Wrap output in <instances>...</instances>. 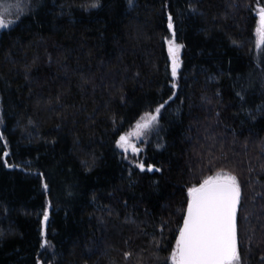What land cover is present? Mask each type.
<instances>
[{
	"label": "trees",
	"instance_id": "trees-1",
	"mask_svg": "<svg viewBox=\"0 0 264 264\" xmlns=\"http://www.w3.org/2000/svg\"><path fill=\"white\" fill-rule=\"evenodd\" d=\"M94 2L28 0L0 32V264H174L187 190L220 171L235 264H264V0Z\"/></svg>",
	"mask_w": 264,
	"mask_h": 264
},
{
	"label": "snow or ice",
	"instance_id": "snow-or-ice-1",
	"mask_svg": "<svg viewBox=\"0 0 264 264\" xmlns=\"http://www.w3.org/2000/svg\"><path fill=\"white\" fill-rule=\"evenodd\" d=\"M133 0H129L131 4ZM98 5L95 0L92 7ZM260 22L264 25V8L260 9ZM11 22L0 16V27H7ZM173 27L171 14L168 17V28ZM260 43L264 44V30L260 33ZM168 51L172 57V75L176 76L179 62L177 51L181 47L175 40H168ZM160 105L155 114L145 113L146 119L137 120L134 135L140 137L143 130L151 128L160 114ZM130 133H121L116 144L124 148L130 142ZM132 152H139L133 143ZM11 167V165H9ZM139 167L143 169L144 163ZM148 168L154 167L148 165ZM47 187V185H45ZM187 209L183 217V225L179 229L176 245L172 250L171 259L174 264H234L238 259L236 239V209L240 197V188L234 175L217 173L206 178L198 186L188 188ZM48 210L44 209L47 219ZM45 244L48 241H44ZM125 255H128L127 253Z\"/></svg>",
	"mask_w": 264,
	"mask_h": 264
},
{
	"label": "rangeland",
	"instance_id": "rangeland-1",
	"mask_svg": "<svg viewBox=\"0 0 264 264\" xmlns=\"http://www.w3.org/2000/svg\"><path fill=\"white\" fill-rule=\"evenodd\" d=\"M27 1L28 0H0V16H2L6 21H10L11 22L7 27L11 26L14 23L15 17H16L15 14L21 13V11L24 9V7L25 8L27 7V4H28ZM260 9H262V8H258V11H260ZM7 27H0V32H1L2 29L7 28ZM262 30H264V29H261V30L259 29L258 32H257V38H258L259 43H260V40H261L260 33H261ZM179 55H180V49H178V51H177V59L178 60H179V57H180ZM149 112L155 114V111L144 112L138 118V120H142V118L146 119L147 117H145L144 114L145 113H149ZM157 122H158V119H157L156 122L153 123L151 128L143 130L145 132V134L140 136V137H136L134 135V129H135V124H136V122H135V124L131 127V129L126 132V133L133 132V134L130 136V142H127L125 144L124 148H121V147L118 146L119 149L123 152V154L126 155V156H128L130 154H133V155L139 154V152L142 150L143 144L147 141V134L156 128ZM133 143L139 149V152H132L131 151V145ZM217 173H220L221 175L226 174V172H221V171L220 172H216V174ZM216 174H214L213 176H215ZM45 240L48 241L47 237H46V219H43L42 220V224H41V241H42V246L43 247H45L47 245V244L44 243ZM235 262L236 261H234V264H235ZM39 264H44V263L40 260Z\"/></svg>",
	"mask_w": 264,
	"mask_h": 264
},
{
	"label": "water",
	"instance_id": "water-1",
	"mask_svg": "<svg viewBox=\"0 0 264 264\" xmlns=\"http://www.w3.org/2000/svg\"><path fill=\"white\" fill-rule=\"evenodd\" d=\"M259 13H260V11L257 13V16H258V25H259V29L261 30V29H264V25H262L261 22H260V15H259ZM239 205H240V197H239V200H238V203H237L236 217H235V223H236V239H237V214H238ZM186 209H187V206H186ZM186 209H185V212H186ZM182 225H183V219H182V222H181L180 227ZM178 235H179V232H178ZM178 235H177V237H178Z\"/></svg>",
	"mask_w": 264,
	"mask_h": 264
}]
</instances>
